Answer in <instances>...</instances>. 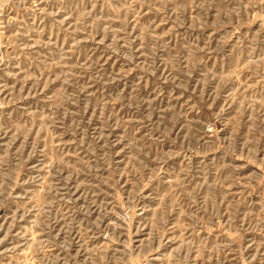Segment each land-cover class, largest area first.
Returning <instances> with one entry per match:
<instances>
[{
	"label": "rangeland",
	"instance_id": "374dc122",
	"mask_svg": "<svg viewBox=\"0 0 264 264\" xmlns=\"http://www.w3.org/2000/svg\"><path fill=\"white\" fill-rule=\"evenodd\" d=\"M0 264H264V0H0Z\"/></svg>",
	"mask_w": 264,
	"mask_h": 264
}]
</instances>
